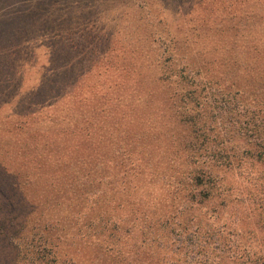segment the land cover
<instances>
[{"label": "trees", "instance_id": "1", "mask_svg": "<svg viewBox=\"0 0 264 264\" xmlns=\"http://www.w3.org/2000/svg\"><path fill=\"white\" fill-rule=\"evenodd\" d=\"M29 1L39 5L35 12L40 28L49 31L54 23L46 14V0ZM251 1L255 0H243L242 7L229 14L230 24L221 32L213 27L216 36L228 43L227 53L214 47L204 51L212 57L201 60L196 50L183 49L177 39L178 23L182 30L180 19L187 17L176 10L177 0H158L164 6L161 21L166 29L160 25V33L150 34L159 43L155 51L159 81L179 125L165 141L132 137L130 131L121 138L101 140L103 153L97 155L86 151L75 156L67 146L55 158L37 154L20 160L25 168L33 164L31 169L0 168V236L10 238L18 259L25 264H67L73 258L60 251L59 244L71 237L68 234L76 231L81 239L100 237L108 233L109 221L123 211L132 225L126 234L146 236L144 243L158 254L154 264L247 262V256L229 257L214 244L207 226L215 218V209L210 217L204 209L226 196L225 172L242 174L248 165L264 162V12L248 6ZM255 3L264 9V0ZM32 13L33 17L17 9L0 12V57L13 50L17 40L22 41L27 32L22 22L35 18ZM59 27H51L52 32ZM204 37L211 38L210 34ZM239 39L243 41L237 51L233 42ZM73 132L83 136L78 139L84 145L91 138L95 146L94 137L80 127ZM14 157L18 162L19 155ZM40 165L62 168L51 170L43 191H25L18 182L31 179L35 174L31 171ZM77 168L83 174H77ZM59 178L62 182L56 183ZM112 237L113 233L108 236ZM126 240L95 244L99 250L106 246L117 252L119 261L129 264V253L137 243Z\"/></svg>", "mask_w": 264, "mask_h": 264}, {"label": "rangeland", "instance_id": "2", "mask_svg": "<svg viewBox=\"0 0 264 264\" xmlns=\"http://www.w3.org/2000/svg\"><path fill=\"white\" fill-rule=\"evenodd\" d=\"M242 1L177 0L176 10L187 16L180 19L183 29L178 23L176 32L183 49L196 50L201 60L212 57L204 51L214 47L226 52L228 43L216 36L214 28L221 32L229 25V14L239 10ZM255 1L248 6L264 12ZM36 8L40 7L34 1L0 0V12L17 9L33 17ZM163 8L158 0H46L48 19L60 30L52 32L54 26H49V31L41 29L37 14L29 22L23 21L27 32L19 30L24 33L22 41L17 40L13 50L0 57V168L12 172L31 169L33 164L25 168L20 160L37 154L54 157L67 146L75 156L86 151L97 155L103 153L101 140L121 138L130 131L132 137L153 136L162 141L173 130L177 132L179 125L171 116L159 81L155 52L159 43L150 34L160 33V25L166 29L161 21ZM209 34L211 38L204 37ZM242 41L233 42L237 51ZM76 127L94 137L95 146L91 138L89 145L79 141L83 136L73 132ZM15 155L20 157L18 162ZM36 168L31 179L18 182L25 191H43L51 170L62 167ZM247 168L242 174L238 170L223 174L226 196L204 209L209 217L215 209L207 230L229 257L242 254L247 262L241 264H264V162ZM81 171L75 170L77 174H83ZM61 182L60 178L56 181ZM121 213L109 221L108 233L100 237L81 239L76 231L68 234L71 237L59 244L60 251L73 258L67 264H123L117 252L106 246L99 250L95 244H112L121 237L127 239L124 243H137L129 253V264H154L157 252L147 247L141 232L126 234L132 225ZM111 233L113 240L108 238ZM9 241V237L0 236V264H25Z\"/></svg>", "mask_w": 264, "mask_h": 264}]
</instances>
